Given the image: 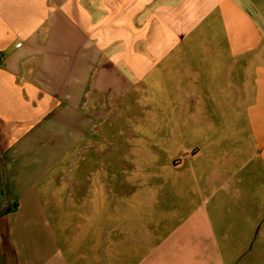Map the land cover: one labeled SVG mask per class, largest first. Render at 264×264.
Wrapping results in <instances>:
<instances>
[{
	"label": "crops",
	"instance_id": "crops-1",
	"mask_svg": "<svg viewBox=\"0 0 264 264\" xmlns=\"http://www.w3.org/2000/svg\"><path fill=\"white\" fill-rule=\"evenodd\" d=\"M217 92L230 146L147 130ZM263 109L264 0H0V264H264Z\"/></svg>",
	"mask_w": 264,
	"mask_h": 264
},
{
	"label": "rangeland",
	"instance_id": "rangeland-1",
	"mask_svg": "<svg viewBox=\"0 0 264 264\" xmlns=\"http://www.w3.org/2000/svg\"><path fill=\"white\" fill-rule=\"evenodd\" d=\"M211 94L212 98L210 99V102H208V105L204 106L203 104L199 109H178L173 107L152 108L151 112L153 117L155 118V123L148 122L146 125V127H148L147 130L155 132L156 134H160L154 137L158 139L160 137L162 141L166 137L165 135H177L178 129L180 131L179 135H193V117L195 110H197L196 112L200 116L203 125L205 121L207 123L211 121L213 127L215 126V130L213 128L211 133L209 132V130H207L206 132L202 130L203 135H218V146H221V148H226L227 145L230 146L231 142L228 141L229 135H241L243 132L240 124L242 119V109L235 107L232 103V101L236 102L240 99V93L217 92ZM256 95L257 93H251L252 98ZM207 100L208 98H205L206 102ZM202 107H204V109ZM158 119H160L159 123ZM169 142L167 143V145H165V149H169L172 147ZM170 154L171 153L167 152L166 150L164 153L160 154V158L162 160H165V158L168 157L167 155ZM106 243L112 244L113 240H109ZM75 244H77L78 247H80V245L82 246V243L79 240L75 241ZM92 253L93 252H90L89 260L87 258V255L89 253L87 252H67L65 253V255L67 256L68 264H112V253H100L97 258L92 257ZM82 256L85 257V263Z\"/></svg>",
	"mask_w": 264,
	"mask_h": 264
}]
</instances>
